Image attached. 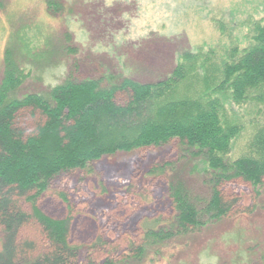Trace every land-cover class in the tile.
<instances>
[{
  "label": "rangeland",
  "instance_id": "rangeland-1",
  "mask_svg": "<svg viewBox=\"0 0 264 264\" xmlns=\"http://www.w3.org/2000/svg\"><path fill=\"white\" fill-rule=\"evenodd\" d=\"M51 1L59 7L56 13L48 10L47 0H0V87L8 47L13 46L21 70V83L11 97H48L53 86L66 80L93 79L101 87L122 77L160 80L170 74L182 51L210 48L220 55L231 45L245 43L250 20L262 18L264 23V0ZM217 20L223 22L224 34ZM115 97L121 104L127 100L126 93ZM232 108L247 126L235 142L236 157L252 134L254 112L248 106ZM40 120L28 109L18 115L26 135ZM178 157L175 141L103 156L53 179L38 206L52 218L69 219L70 241L81 247V258L102 264L109 247L126 251L130 242L139 243L145 225L174 214L168 182L184 184L201 202L199 208L206 206L212 192L209 174L189 156ZM177 158L163 173L153 172ZM221 192L237 200L228 216L152 242L142 257L117 264H264V185L253 188L236 179ZM29 231L41 239L36 227ZM98 239L104 245L92 247Z\"/></svg>",
  "mask_w": 264,
  "mask_h": 264
},
{
  "label": "trees",
  "instance_id": "trees-1",
  "mask_svg": "<svg viewBox=\"0 0 264 264\" xmlns=\"http://www.w3.org/2000/svg\"><path fill=\"white\" fill-rule=\"evenodd\" d=\"M47 7L53 13L59 10L51 0ZM216 25L224 34L223 22L217 20ZM243 38V45H231L220 55L210 48L184 50L170 74L153 82L122 77L101 87L93 79L66 80L53 86L48 97L22 98L10 95L22 79L14 48L8 47L0 87V264H97L81 258V247L70 241V220L46 215L38 198L60 174L83 169L106 155L175 141L179 159L183 153L209 174L212 192L206 206L199 208L201 202L184 184L168 182L174 214L145 225L139 243L130 242L126 251L109 247L102 264L142 257L152 242L228 216L237 203L222 195L221 187L229 181L241 179L253 188L264 185L263 19L250 20ZM117 92L127 95L122 104L115 99ZM234 105L254 112L252 134L236 157L235 142L247 126ZM22 109L41 118L29 135L18 121ZM178 158L153 172L163 173ZM32 227L41 239L31 237ZM103 245L98 239L92 247Z\"/></svg>",
  "mask_w": 264,
  "mask_h": 264
}]
</instances>
